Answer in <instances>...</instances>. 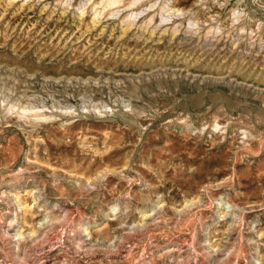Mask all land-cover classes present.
I'll return each mask as SVG.
<instances>
[{
  "label": "rangeland",
  "instance_id": "obj_1",
  "mask_svg": "<svg viewBox=\"0 0 264 264\" xmlns=\"http://www.w3.org/2000/svg\"><path fill=\"white\" fill-rule=\"evenodd\" d=\"M0 264H264V0H0Z\"/></svg>",
  "mask_w": 264,
  "mask_h": 264
}]
</instances>
